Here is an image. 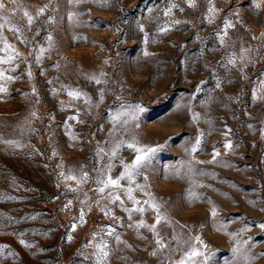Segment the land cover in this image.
Wrapping results in <instances>:
<instances>
[{"label": "rangeland", "instance_id": "obj_1", "mask_svg": "<svg viewBox=\"0 0 264 264\" xmlns=\"http://www.w3.org/2000/svg\"><path fill=\"white\" fill-rule=\"evenodd\" d=\"M4 3L17 10L4 13L7 22L0 20V57L15 59L0 68L13 69L5 75L16 79L0 80L7 89L0 93V246H6L0 249V264H94V256L86 259L82 253H94L101 240L108 245L106 264H200L202 257L185 255L193 248L212 253L210 264H233L237 240L248 241L255 257L250 264H264V89L259 83L264 81V2L196 0L195 7L187 0ZM210 6L216 9L211 23L206 19ZM25 11L33 17L31 25ZM225 20L232 24L221 44L218 33ZM164 26L170 31L161 33ZM5 41L11 45L7 51L2 50ZM233 54L235 65L227 64ZM73 89L87 94L91 106L83 97H70ZM137 105L143 111L119 138H135L138 146L155 151L132 185L143 186L133 192L140 203L129 201L123 188L116 190L125 208L144 209L129 219L120 201L101 198L113 190L100 194L93 170L111 163L110 175L117 178L123 164L132 163L133 149L125 145L111 157L106 141L111 116ZM193 113L200 118L193 121ZM229 140L232 150L223 147ZM98 147L105 149L102 160ZM214 150L221 154L217 162H211ZM189 162L197 174L189 171ZM61 171L66 177L89 175L79 184L60 177ZM121 184L128 186L126 180ZM152 202L159 206L158 224ZM140 221L145 226L137 227ZM222 222L227 233L239 235L218 231ZM149 225L168 244L156 255ZM93 233H98L95 239ZM21 239L34 247H24ZM89 241L92 246L85 248Z\"/></svg>", "mask_w": 264, "mask_h": 264}, {"label": "snow or ice", "instance_id": "obj_2", "mask_svg": "<svg viewBox=\"0 0 264 264\" xmlns=\"http://www.w3.org/2000/svg\"><path fill=\"white\" fill-rule=\"evenodd\" d=\"M261 2H264V0H261ZM195 3L196 0H187V4L189 7H195ZM257 7H259L260 5L257 4ZM45 7H47V5H45ZM175 7L174 5L169 7L166 11H164V16H168L170 14V12L172 11V8ZM17 9L16 7L13 8H7L4 0H0V20H4L5 22H7V17L4 16L5 12H15ZM44 9H41V13L43 12ZM181 11H183V9H180ZM151 12V9L149 10ZM216 11V9L214 8V6H210L208 8V13L209 15L206 17V19H208L209 23L212 22V20L214 19V15L213 13ZM24 16L27 17V22L29 25L32 24L33 22V17L27 12H24ZM174 23L179 24L180 21L177 20ZM232 22L225 20L224 21V30L221 33H218V35L220 36V43L223 44L224 43V37L227 35V29L231 26ZM4 24L0 23V29H3ZM11 30L13 32H20V29L14 27V26H10ZM141 31H143V26H141ZM161 33H167L168 31H170V26H164L161 27L159 30ZM0 40H4V37L2 36V34H0ZM48 40L51 41V36L48 37ZM148 41V37L147 35H145L144 37V42L147 43ZM26 42V41H24ZM9 48H11V45L7 44V42L5 41L4 43V49H2L3 51H7ZM45 51V49L41 48L40 49V53L42 54ZM144 55L147 56L149 55L147 51L144 52ZM243 58V57H241ZM15 59V57H13L12 55H8L7 58H3L0 57V64H11L13 62V60ZM40 60V55H37L36 57V61L39 62ZM236 63V57L235 54H233L232 57L228 58L227 60V64H232L235 65ZM222 66H226L225 64H222ZM13 69H2L0 68V80H14L16 79V77L13 76H6L5 73L7 71H11ZM29 77L31 76V71L29 70L28 72ZM101 75H104V73H101ZM97 84L102 83V81H100L99 79L96 80ZM260 87L262 89H264V81H260ZM216 87L219 88L220 87V82L218 81L216 84ZM7 89L5 87H3L2 85H0V93H4L6 92ZM35 91V89L33 90ZM68 95L70 97H74V98H81L83 97L85 100V103H88L91 106V98L87 96V94L82 93L79 90H69L68 91ZM103 98H104V93L101 90L100 93V102H103ZM257 98V94H256V90H253V99ZM123 107V103L121 105ZM129 111H122V112H118L115 115L111 116L112 119V124H113V128L112 130L109 132V141H106V143H111V148L109 151V155L111 157H116L118 152L121 150L122 147H124L125 145L129 148V149H133L136 152L135 158L132 161L131 164H123V171L120 173V176L117 178H113L110 173L112 171L113 165L110 163L106 168H99V169H94L93 171H95L97 173L96 176V180L95 183L97 185H99L97 191L100 194H104L105 190L107 188H111L113 191L108 192L106 197H101V198H105L108 199L110 201V203L115 204L116 201H120V207L128 212L129 214V219H131L132 216V212L133 211H138V212H143L144 209L143 208H134V209H128L124 207V201L121 200V196L119 194H117L116 190H120L123 188V191L125 193V195L127 196V199L129 201H131L134 205H138L140 203V201L136 200L135 197L133 196V192L135 191L136 188L140 189L141 191H143V186L141 185H135V188H133L132 185L135 184L136 178L137 176H139L141 174V168L146 166V162L147 160L150 158V154L153 153L155 151L154 148H144V147H140L138 146L137 142L135 141V138H133L131 141H126L124 139L119 138V134L126 132L127 131V126L132 122L138 119V113L143 111V108L139 105L135 106V110H132V106H129ZM33 116H35V112L32 113ZM111 115V114H110ZM121 117H126V119H121ZM199 114L198 113H193L192 115V119L193 121L198 120ZM69 119H75V117H69ZM209 123H211V121H209ZM119 125V127H118ZM249 127H251V125H249ZM231 130L228 129V132H230ZM204 135V133H200V135L196 138L195 140V145L191 148V153H196L198 151L199 145L201 143V137ZM225 135H227V133H225ZM262 137H264V130H262L261 132ZM6 144L9 145H17L18 146V142L15 140H4L3 141ZM223 147H225L228 150H232L233 149V144L232 142L229 140L227 141ZM186 151H188V149H186ZM105 153V149L104 148H97L96 150V154L97 156L101 157V160L103 159V154ZM53 155H55V153H53ZM212 161L211 162H217V157H219L221 154L219 151L214 150L212 153ZM227 166V165H226ZM189 171L195 175L196 170L194 168V166L191 164V162H189ZM200 175H205L206 173L200 172ZM88 172L86 171H82V177L78 178L76 175H69V176H65L64 172L61 171L59 173L60 177H64L65 179H77L79 184H83L87 182V178H88ZM145 179H147V177H145ZM122 180H126L127 181V188H124L123 185L121 184ZM200 187H203V185H199ZM73 191H75V189H73ZM147 194V193H145ZM193 195H195L193 193ZM87 202V197L85 198V200L81 201L82 204ZM72 202L69 201L68 205H70ZM96 203H99V200L96 201ZM147 203V202H146ZM208 203H211V200L208 201ZM249 203H255V201H250ZM68 205H65V207H68ZM151 207L153 209L156 210L157 212V220L156 223H160L161 220V214L159 211V206L155 204V202L151 203ZM262 211H264V209H261ZM102 211L104 212L105 215L109 214V210L107 208L102 209ZM211 216L213 218H215L217 216V209L215 206H213L212 211H211ZM35 217H33L34 219ZM80 221L83 222L84 221V212L83 209L80 212ZM131 226V225H129ZM144 225V221H140L137 225V227H143ZM75 227L76 225L73 224L72 228L73 231H75ZM149 227V229L153 232L154 236L156 237L155 239V244L158 246L156 251H154L152 253V255H156L157 251H163L165 249L168 248V244L164 243L162 238L159 236V233L155 227V225H149L147 226ZM260 227L262 229H264V223H262L260 225ZM218 231H225V233L227 235H239V233H227L226 232V225L223 224V222L221 223V227L218 229ZM98 235V233H93V239H95V236ZM108 235H112V231L108 232ZM175 239V237H174ZM68 240L71 241L72 240V236L69 235L68 236ZM117 240H119V237H117ZM195 240L197 241V243H200L203 248L207 249V245L203 244V241H201L199 236L195 237ZM21 245H23L24 247H34V245L32 244H28L26 243L23 239L20 240ZM179 243V241H178ZM187 243V242H186ZM92 246V241H89L88 243H86L84 245L85 248H89ZM3 247L6 246H0V249H2ZM95 252L94 253H82V255H84V257L86 259H88L90 256H94V264H106V260L109 257V251L108 249V245L106 242H104L103 240L100 241V243L95 245ZM233 253L236 257V260L233 261V264H241V260H243L244 264H250V262L252 260L255 259V257L252 255L251 251L248 250V241L244 240V241H240L237 240L236 241V246L233 248ZM185 255L188 257L189 260H191L192 257H202V261L200 262V264H210L211 259H212V253L209 252H204V251H200L198 249L193 248L192 251L186 252ZM179 264H186V261L181 260L179 262Z\"/></svg>", "mask_w": 264, "mask_h": 264}]
</instances>
